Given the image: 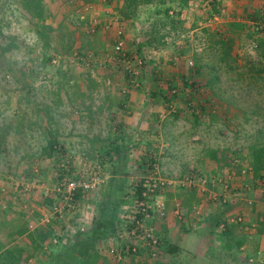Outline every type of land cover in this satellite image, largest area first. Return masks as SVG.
<instances>
[{"label":"rangeland","instance_id":"obj_1","mask_svg":"<svg viewBox=\"0 0 264 264\" xmlns=\"http://www.w3.org/2000/svg\"><path fill=\"white\" fill-rule=\"evenodd\" d=\"M155 1L129 16L112 0H0V263L80 264V248L102 244L107 261L122 264L108 240L121 239L118 225L139 182L158 177L166 183L159 197L181 211L177 222L197 253L186 262L164 246L153 261L264 264V0H187L180 8ZM129 94L142 96V116L153 124L142 136L113 133L131 112ZM48 128L58 142L52 149ZM112 137L126 144L120 153L109 152ZM24 157L30 164L6 166ZM10 167L31 170L55 204L66 173L86 180L97 171L98 186L83 197L92 193L86 203L104 229L96 233L93 219L91 236L86 226L71 231L79 201L74 212L53 213L59 225L70 223L61 234L51 237L37 216L17 223L6 198ZM38 194L44 205L46 194ZM156 218L146 225L154 228Z\"/></svg>","mask_w":264,"mask_h":264},{"label":"crops","instance_id":"obj_2","mask_svg":"<svg viewBox=\"0 0 264 264\" xmlns=\"http://www.w3.org/2000/svg\"><path fill=\"white\" fill-rule=\"evenodd\" d=\"M259 2H263V0H260ZM175 3L179 4L178 5L179 8L181 7L179 1H175ZM187 4L189 5L190 2L186 3V5H184V6H187ZM142 5L145 6L144 7L145 10H146V8H153V7L158 6L156 1L155 2L152 1V2H147V3H142ZM259 5H260V7L262 6L261 3ZM109 6L114 7L115 9H119V11L121 12V10L124 7V2H123V0H112V2H110ZM123 11H124V9H123ZM256 12H257V15L259 14L258 16H261L260 14H262V13H260L258 6L256 8ZM180 14L183 17L184 13L182 11H180ZM133 15L134 14H130L129 16H133ZM121 18L124 19V21L134 20V19H128L127 17H122V16H121ZM146 18H148V17L146 16ZM97 19H98V17L95 15L94 20H92V21L97 22ZM98 20H100V19H98ZM139 47H140V43L137 44V48H139ZM124 102H125L124 106L130 107L131 112L127 115H122V118H121V120L123 122V124L121 125L122 130H119L117 128V130L120 132L113 131V133L114 134H125V135L126 134H138V135L142 136V127L147 129V128H151V125H153L152 122H149L148 119H145V118H147V116H144V115L142 116V106H143L142 104H144V100L142 101V96L141 95H135V94H129L128 98H126L124 100ZM146 112H150V111H146ZM42 114H44V113L42 112ZM32 124H33V122H30V126H33ZM28 128H29V126H28ZM15 130L18 131V129H15ZM113 130H115V127H113ZM49 131L51 133H53V131L50 128H48V129L43 131V134L48 135ZM32 133H34V131H32ZM112 138H113V140H111V142H110V144H111L110 147L112 146L113 151L120 153L122 151L121 150L122 147H124L126 144L123 143L122 139H120L121 137L119 139H117V137H112ZM47 143H48V139H47ZM134 143L136 144L137 141H135ZM0 164L3 165L2 159H1ZM28 164H30V159H26L24 157L22 162H20V163H17V161L14 163L10 162V163L6 164V166H18V165H25L26 166ZM114 164H118V163L114 162ZM124 165H126V164H124ZM2 170L4 172V169H2ZM10 171L11 172H8L7 174L4 172L7 175V178H9L11 180V181H7L8 184H7L6 188L8 190H10V193H8V191H7V194H6L7 197L6 198H10L11 203H13L14 205L17 206V208H16L18 210L17 213L12 214L13 219L17 223L21 222V221L24 222L25 220H27L30 224L34 221L37 222V219L35 217V216H37L38 220H40L38 222L43 224L41 227L43 229L47 230V232H49L48 234L51 237H52V234L59 233L61 228L64 226L70 228L69 227L70 223L68 221H63L59 225V223L56 220V219L59 220V218H57L55 215H54V217H52L53 213H54L53 205L55 204L54 200L52 199L53 197L48 195V191L46 190L47 188L43 185L44 183H41L43 185L42 188H41L40 184H37V182H38L37 178L33 177V175H32L33 173L31 172V170L29 171V169H26L25 171H22V170L20 171L19 169L14 170L13 168H11ZM245 171H246V169H245ZM4 173L2 174L3 176H5ZM12 183L14 184V186L9 185ZM23 185H25L24 192L21 191V187ZM15 186H17V187H15ZM35 189H36V191L34 194ZM41 192L46 194L44 197V198H46L44 201L45 202L44 205L42 204V202H41V204L40 203L37 204V202L34 201L37 193L40 194ZM91 194L92 193H87L86 198L81 196V198L77 199L76 203H78V201H79V208H77V210H76V212H78V213L77 214L75 213V215H74L75 218L73 221L74 226H72L73 229L71 230L72 232L73 231L77 232L76 229H77L78 222L83 221V222H85V226H86V232H87L86 235L91 236L92 230H93V223H92L93 219H95L96 221L99 220V222H97V224H96L97 227L95 228L96 233H100L101 230L104 229V221L102 220L103 217H101V216L99 217V215L97 214L98 211L94 210L95 212L97 211V213H95V214L93 213L92 216L90 214L92 211V210H90L92 205L89 206V203H86V201ZM46 196H48V197H46ZM44 198L42 199V201L44 200ZM166 200H167V206H166L165 215L163 216L164 218H162V217L156 218V220L154 221V225H155L154 229H155L156 233L161 234L163 236L160 238L162 243H161L160 247L157 249L164 248V246H169L168 249H165V250H166V252H170L171 256L175 252L177 253V251H180L183 253L182 256L184 258V261L187 262L189 258H190V260H193V258H195L193 252L195 254L197 253L195 250L192 249V247L196 244L195 238L189 234V231L186 230L187 231L186 232L182 228V224H180V223L178 224L177 219H176L177 212H181V211H179L178 208L174 207L171 199L167 198ZM80 201H82V202H80ZM33 207H36L38 209L35 211V209H33ZM87 208H89V209H87ZM92 208L94 209L95 207H92ZM23 214H24V217H23ZM207 215H208V213H207ZM69 216H71V215H69ZM242 233H243V230H242ZM59 234H61V232ZM240 236H242V237L239 239L238 245H239L240 249L242 250L244 248V246H246L247 239L243 238V234H241ZM110 239L108 240L110 242L115 240V244L114 243L113 244H114V246H117V247L118 246L126 247L131 242H134V241L138 242L139 241L138 239H133L134 241L130 240V242H129L128 239H122V238L118 239V237L115 238V235L111 236ZM118 240L120 242H118ZM259 245L262 246V243H259ZM140 246H142V248L141 247L139 248V252L137 254L124 256V259L122 260L123 261L122 264H141V263L146 264V262L147 263H155V264L158 263L156 261H153L156 258H158V256L156 255L157 249L154 251V253H155L154 254V253H150V251L148 249H146L144 244H142ZM98 247H99L98 253H100L101 255L106 257L107 259H109L110 258L109 255L105 254V251L102 250V248H101V247H103L102 244H100ZM150 254H151V256H150ZM163 255L166 257L167 254L165 253ZM160 261H161V259H160ZM171 261H172L171 263H167V264H174L175 258L172 257Z\"/></svg>","mask_w":264,"mask_h":264},{"label":"built area","instance_id":"obj_3","mask_svg":"<svg viewBox=\"0 0 264 264\" xmlns=\"http://www.w3.org/2000/svg\"><path fill=\"white\" fill-rule=\"evenodd\" d=\"M121 34V30H118ZM123 42L118 41L115 45L116 52L121 51ZM65 173V172H64ZM64 176V174H62ZM68 175H71L67 177ZM99 177L96 174L89 177V179L81 180L73 173H66L59 181L56 188L58 203L53 205L54 213L62 216L65 213L73 212L76 206L75 192L78 188L81 189L82 193H86L98 185ZM164 179L158 177H148L141 180L138 184L140 189V196L136 198L134 206L129 214L125 215V219L119 223L120 232L119 236L122 239H138L139 241L131 242L126 247L114 246L113 244L109 248V253L116 259H124V256L137 254L139 252L140 245L144 244L146 249L150 253H154L155 248L158 245V237L154 232L153 227L146 225L145 221L152 215L157 217H163L166 212L164 202L159 197L160 191L165 187ZM138 196V195H137ZM63 203V204H61ZM150 210V212H148ZM134 213H143V218H138ZM132 213V214H131ZM77 230L81 233L85 230V224L83 221H79L77 224ZM139 243V244H138ZM140 254V253H139Z\"/></svg>","mask_w":264,"mask_h":264},{"label":"trees","instance_id":"obj_4","mask_svg":"<svg viewBox=\"0 0 264 264\" xmlns=\"http://www.w3.org/2000/svg\"><path fill=\"white\" fill-rule=\"evenodd\" d=\"M152 1H154V0H123V2H124V7H123V9H124V13H123V9L121 10V12L124 14V15H130V14H133L134 12H133V10L138 6V5H140V4H142V3H147V2H152ZM168 2H169V5L172 3V2H175V1H179V3H180V6L181 7H184V5H186V1L187 0H167ZM168 11H170V7H169V9H166V12H168ZM262 16V15H261ZM261 16H258L257 15V19H263ZM43 28V27H42ZM45 28V27H44ZM41 37L45 40V41H47L48 39V36L47 35H42L41 34ZM45 45H48L47 44V42L45 43ZM4 51V49L3 48H1L0 47V52H3ZM260 69H258V71H259ZM202 107V106H201ZM194 115V118L196 119V121H197V116L195 115V114H193ZM48 135H49V137H48V145L50 146V149H52V148H54L55 147V145L58 143L57 142V139H56V137H54L53 136V134L49 131L48 132ZM113 147L111 146V149L109 150V152L110 151H112L113 149H112ZM256 156H259L257 153H256ZM260 176H264V171L263 172H261V174H260ZM137 193H138V197L140 196V189H138V191H137ZM81 196H83V193H82V191H81V189L80 188H78L77 190H76V192H75V199L77 200V199H79ZM134 206V205H133ZM133 206H132V208H133ZM128 210V209H127ZM132 210V209H131ZM130 210V211H131ZM130 211H129V213H130ZM74 212V211H73ZM148 212H150V210H148ZM132 214V213H131ZM133 214H135L138 218H143L144 217V214L143 213H134L133 212ZM229 226V225H228ZM228 226H227V228H228ZM226 231V233H228V231L227 230H225ZM154 232H155V234H156V236L158 237V245H157V247L155 248V250L157 249V248H159L160 247V245H161V239H160V236L156 233V231L154 230ZM84 245V244H83ZM154 250V251H155ZM15 251H17V252H20V249H15ZM78 252L80 253V264H111V263H109L108 261H107V259H106V257H104L103 255H101L100 253H98V251H96L95 249H90L88 246H84L83 248H80L79 250H78ZM74 253V252H73ZM72 253V254H73ZM155 254V253H154ZM153 254V255H154ZM150 256H151V254H150ZM9 258V257H8ZM11 261V260H10ZM18 261H19V259H18ZM0 264H11V263H8V261L7 262H2V263H0Z\"/></svg>","mask_w":264,"mask_h":264}]
</instances>
